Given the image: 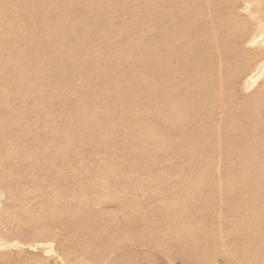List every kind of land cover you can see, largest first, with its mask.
Masks as SVG:
<instances>
[{
	"label": "rangeland",
	"instance_id": "1",
	"mask_svg": "<svg viewBox=\"0 0 264 264\" xmlns=\"http://www.w3.org/2000/svg\"><path fill=\"white\" fill-rule=\"evenodd\" d=\"M216 1L215 20L237 12L247 37L264 32V0ZM168 2L149 12L148 0H0V264H229L245 246L220 233L259 196L229 183L264 171V143L247 155L241 143L256 134L264 71L250 77L264 48L243 41L245 67L212 83L209 112L172 102L186 80L143 56ZM191 118L197 129H177Z\"/></svg>",
	"mask_w": 264,
	"mask_h": 264
},
{
	"label": "bare ground",
	"instance_id": "2",
	"mask_svg": "<svg viewBox=\"0 0 264 264\" xmlns=\"http://www.w3.org/2000/svg\"><path fill=\"white\" fill-rule=\"evenodd\" d=\"M26 1H32V0H26ZM47 1H52V0H47ZM71 1L75 2L76 0H70V2ZM157 1L158 0H148L149 12L150 10L153 11L154 9L157 8L156 7ZM191 1L187 0L186 2V0H180V2H178V0L176 1L170 0L171 3L168 2L169 8L166 9L165 11L167 13L166 16L163 17V19L160 18L161 21L156 20L157 18L153 21L154 23H156V25L153 24V26H157L158 30L157 32H154L155 34L154 33L151 34V38H150L152 40L151 46L149 49L143 52V56L145 57L144 60H148L149 62L150 60H154V59L157 61L164 60L166 62L165 64H170L169 65L170 67L175 66L176 67L175 70L179 75L178 76L176 74V78L186 80L185 86L182 89L183 93H180L179 90H175L170 93V95L173 96L171 100L172 102H176L177 100H180L183 103H186V104L191 103L194 106H196L197 104L198 105L200 104L203 107V110H205V113H207L209 112V108H211V105L214 104L215 100L218 99L217 95L211 94L210 92H209L210 94L208 93L211 87L214 86L212 83H215V80L217 79V77L221 76L222 78H224V80H220L219 85H220V88H224L226 81L230 80L233 76L237 75L238 74L237 71L240 68L243 69V67H245L243 63V60H244L243 55L245 54H243V49L242 51L239 50L243 41L247 40L246 44H247L248 51L252 50L253 47H255V51H258V49H261V47L264 48L263 47L264 32L262 31L260 34L256 32L254 36L247 37L244 34L245 33L244 31L247 30V27L244 30V27H242L240 23H237L239 19H237V21L235 19L237 17H240L239 13L236 12L234 14L235 16L233 15L235 18H231L228 21L224 20L223 18L220 20L219 19L215 20L213 16L216 11L218 10L221 11V8L219 7L211 8V6H209L208 0H202L201 2L197 0H191ZM216 2H222V1L218 0ZM238 6H236V2H235L234 6L232 7L233 11L237 10ZM151 13L153 14V12ZM245 20L246 19L242 21L244 22ZM247 21L248 20H246L245 22ZM161 27H163V29ZM147 29L148 28L146 26L142 28V30L144 31ZM257 38H261V41L259 44H257L258 43ZM143 39H144L143 36L141 34H138V37H136L135 40L136 42H141ZM210 48L215 49L216 60L218 58L216 62L212 60L211 55L207 54ZM135 52H136L135 56L139 55L140 53L138 51H135ZM244 53H247L246 50ZM252 58L253 56L251 57V59ZM151 63H154V62H151ZM162 65L163 64H161V66ZM215 69H217V71ZM245 69H247V67ZM263 71H264V63L258 66L257 70L251 75L250 80L253 81V79L261 75ZM190 78H192L193 80L190 81ZM176 89H179V88L177 87ZM208 94H209V97H208ZM204 98H208V102L206 101L207 103L205 101L204 102L202 101ZM256 98H258L254 102L256 107H253V106L252 107L257 110L254 111L255 117L253 116L251 117L252 122L256 128L254 130V133L256 134L253 137L246 136L245 141L242 138V142H241V143H244L243 149L246 155L252 153V151H254V148L255 146H257V144L264 143V128L261 127V125L264 127V95L260 97L257 94ZM225 102H226L225 98L221 97L218 101V104L225 105L224 104ZM233 107H235L234 108V113H235L238 106L234 105ZM190 108H192V106H190ZM185 113H187V110H185L184 107L182 110H175V112L170 113L167 116V118L168 120H170L171 124L167 127V129H170L174 125L173 124L174 120H178L179 116H183ZM210 118L211 119L213 118L212 114H210ZM196 125H197L196 120L191 118L190 120L184 122V124L177 126V129L182 130V131H185V129L190 130V128L192 127L197 129ZM233 132L235 133V130ZM205 133L207 135L206 137L202 136L199 130V134L196 133L195 135L197 137V140L200 137L204 138L205 141H207L206 139L211 140L212 138L211 131L205 132ZM257 133L260 134L262 138H258ZM226 143L228 144L229 142H226ZM262 168L264 170V167ZM253 173L256 174L255 175L256 177H257V174H259L258 175L259 177L257 178L262 179L261 181L263 183L261 184L259 182H258L259 184L254 183L253 181H255L256 177H250V176L249 177L243 176L242 178H236L234 176L233 178L235 180H232L229 183L230 187L232 189L234 188V190L237 188V185H241L243 192L249 193L250 190H256L257 193H259L258 198H256L255 196H251L250 199L246 198L244 200V203L242 206L240 205L234 206L235 207L234 212L236 214L235 216H233L234 219L232 218L231 220L224 222V225H223L224 229H222L220 233L222 240L220 241L224 244L227 243V245H230L232 247V250L234 249V242L245 243V246L243 248L233 250V253L236 256L237 261L235 259L230 260V261L227 259L229 264H264V194H262L264 193V185H263L264 178H260L261 174L264 175V171H260L256 173L253 172ZM132 227H135V226H132ZM232 227L234 228V231L232 230ZM198 264H200V262Z\"/></svg>",
	"mask_w": 264,
	"mask_h": 264
}]
</instances>
